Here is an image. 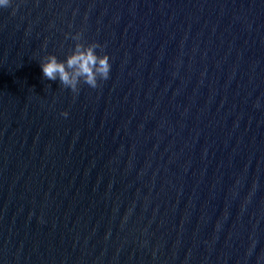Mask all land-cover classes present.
<instances>
[{"label":"water","instance_id":"95a60500","mask_svg":"<svg viewBox=\"0 0 264 264\" xmlns=\"http://www.w3.org/2000/svg\"><path fill=\"white\" fill-rule=\"evenodd\" d=\"M0 264H264V0L0 9Z\"/></svg>","mask_w":264,"mask_h":264},{"label":"clouds","instance_id":"9594fccd","mask_svg":"<svg viewBox=\"0 0 264 264\" xmlns=\"http://www.w3.org/2000/svg\"><path fill=\"white\" fill-rule=\"evenodd\" d=\"M12 4L13 0H0V9H7ZM71 39L75 41L73 50L63 60H58L52 54L41 58L39 64L43 77L50 81L59 80L60 85L70 89L72 93L79 91L78 85L81 82L90 88H97L98 80L109 78V56L97 53L96 50L100 49L101 45L96 42L81 43L79 32L73 34ZM61 115L66 117L68 114L63 112Z\"/></svg>","mask_w":264,"mask_h":264}]
</instances>
